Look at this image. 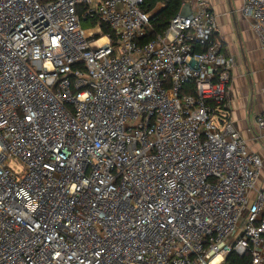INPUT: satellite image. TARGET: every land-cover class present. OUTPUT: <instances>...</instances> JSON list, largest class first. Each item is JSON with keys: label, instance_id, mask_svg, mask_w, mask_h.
Returning <instances> with one entry per match:
<instances>
[{"label": "built area", "instance_id": "1", "mask_svg": "<svg viewBox=\"0 0 264 264\" xmlns=\"http://www.w3.org/2000/svg\"><path fill=\"white\" fill-rule=\"evenodd\" d=\"M142 4L0 0V264H264L215 13L183 0L153 35ZM240 12L264 46V0Z\"/></svg>", "mask_w": 264, "mask_h": 264}, {"label": "crops", "instance_id": "2", "mask_svg": "<svg viewBox=\"0 0 264 264\" xmlns=\"http://www.w3.org/2000/svg\"><path fill=\"white\" fill-rule=\"evenodd\" d=\"M207 1L224 40L223 51L233 54L236 62L228 86L229 117L236 123L247 147L259 153L264 162V134L253 121L264 104V46L240 12L242 0Z\"/></svg>", "mask_w": 264, "mask_h": 264}, {"label": "trees", "instance_id": "3", "mask_svg": "<svg viewBox=\"0 0 264 264\" xmlns=\"http://www.w3.org/2000/svg\"><path fill=\"white\" fill-rule=\"evenodd\" d=\"M183 0H143L142 7L146 11H151L158 2L163 5L157 10L158 12L151 18L153 25V35L162 33L166 28L168 21L173 17L181 6ZM103 33L110 32L108 26L101 24ZM191 85H188L190 87ZM227 260L231 264H247L248 256H238L235 253H231Z\"/></svg>", "mask_w": 264, "mask_h": 264}, {"label": "rangeland", "instance_id": "4", "mask_svg": "<svg viewBox=\"0 0 264 264\" xmlns=\"http://www.w3.org/2000/svg\"><path fill=\"white\" fill-rule=\"evenodd\" d=\"M90 23H82V27L83 28H89L90 27ZM12 166H14V168L16 169V170H18L19 169V164H17L16 162H12ZM263 175H264V162H263V171H261V174H260V179H259V182L258 183H260L261 181H264V177H263Z\"/></svg>", "mask_w": 264, "mask_h": 264}, {"label": "water", "instance_id": "5", "mask_svg": "<svg viewBox=\"0 0 264 264\" xmlns=\"http://www.w3.org/2000/svg\"><path fill=\"white\" fill-rule=\"evenodd\" d=\"M158 12V11H157ZM157 12H155L154 14H156Z\"/></svg>", "mask_w": 264, "mask_h": 264}]
</instances>
